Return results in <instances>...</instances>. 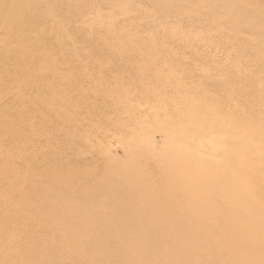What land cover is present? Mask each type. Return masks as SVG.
Instances as JSON below:
<instances>
[{
  "label": "bare ground",
  "instance_id": "obj_1",
  "mask_svg": "<svg viewBox=\"0 0 264 264\" xmlns=\"http://www.w3.org/2000/svg\"><path fill=\"white\" fill-rule=\"evenodd\" d=\"M80 1V4H76L77 0L65 2L63 6L67 8L63 11L61 0H0V211L4 215L3 218L0 216V264H264V0H230L222 6V1H218L219 4H206L188 0V7H181L182 0H164L175 6L181 5L180 9L174 10L177 14L173 16L178 18V22L187 24L181 29L182 36H190L191 30L199 27L197 21L209 15L207 19L210 20H205L204 31L199 32H206L210 40L204 38L207 41H197L198 47L191 53L203 58L205 66L199 71L193 70L197 72L194 74L192 71L189 74L182 73L184 76L181 74V78L187 79L186 82L180 77L173 83L169 82L174 87V96L167 95L160 100L167 113H174L170 115H174V119L160 112L151 116L154 122L166 124L162 136L167 139L169 146L178 147V150H170L166 154L168 157L163 155L164 158H155L151 156L152 153L144 155L146 164H155L153 182L144 184L143 181V184L138 182L137 185L135 181L122 182L127 190L118 195L124 186L120 183H109L99 190L101 186H94L96 191L91 189L96 182L93 184L89 177L82 178L75 166L76 162H65L66 166L62 165L60 170L64 174L59 168L57 173L56 169L53 171L54 174H51L52 170L49 173L47 169L41 168L47 172H44L47 181L41 186L38 183L42 184L39 175L36 176L38 180L33 176L34 171L40 170L39 162L33 165L36 167L31 170L34 172L31 174L29 167L36 160L33 161L32 154L26 153V156L22 150L23 147L26 149L28 140L33 143L35 139L41 141L34 133L30 134L31 130L18 129L26 117L23 119V110L21 116H18L20 111H15L17 104L23 105L22 109L24 106L30 109L35 107L31 105L33 97L32 93H27V88L35 85L38 74L34 75L30 69L21 76L17 71L20 72L25 65L38 67L37 81L41 85L46 84V94L52 100L55 98L56 103L59 95L60 106L65 101L64 94L51 87L54 82H48V79L53 74L55 83L65 82L64 73L58 71L67 66L64 67L63 63L58 66L57 56L55 60L49 59L58 49L38 44L44 38L35 32L39 26L47 25L48 36L60 30L64 34V28L68 26L66 24L63 27L64 22L72 18L70 9L76 10L75 5H81L77 6L79 12L73 10L78 16L75 19H80L76 28L83 30L82 25L87 24L92 31L102 35L101 48L104 51L115 57L131 56L127 61L128 72L125 73H136L138 63L142 61L146 62L144 65L147 68L160 65L161 62L156 61L168 55L164 52L166 47L154 43L159 35L155 29L157 25L139 35L130 33L127 22L132 19L125 9L120 10L122 15L111 16L103 9L104 0ZM160 1L154 0L156 6ZM42 5L46 6V11L36 18L34 11ZM246 13L257 15H253V18L249 16V20L246 19L248 17L239 18H244L243 14ZM235 14L239 16L235 18ZM260 14L261 18H255ZM59 16L64 19L54 21ZM133 19L137 20L135 17ZM201 20L203 23L204 19ZM102 22L107 24L105 29H100L99 23ZM26 27H31L30 31ZM48 28L51 33H48ZM178 29L174 31L178 33ZM222 30H226V35H222ZM213 33L217 35L214 40L211 36ZM252 33L255 36L249 39ZM170 34L168 32L173 41L179 39L175 33ZM60 38L63 40L60 44L57 43L59 39L55 42L61 49L71 44L70 41L68 45L61 44L65 38ZM242 42L247 46L243 45L244 56L239 58L242 50L236 54L231 48L242 47ZM209 46L221 48V52L226 51V56L231 49L234 55L232 58L228 56L230 59L226 57L229 62L224 63L226 61L222 59H207L204 57L206 54L198 53L199 48L204 51L210 49ZM236 55L237 58H234ZM183 61L189 63L187 58ZM41 66L44 70L39 69ZM167 67V73L173 75L170 72L175 69ZM216 71L221 72V75L215 77ZM176 95L181 97L178 99ZM74 102L68 103L69 110L75 109ZM30 109L25 108L26 111ZM15 115L18 117L15 118ZM40 124L47 131L50 130L45 124ZM2 136L6 142L4 139L1 141ZM42 142L47 144L48 149L52 148L49 147L52 142L47 137ZM43 152L35 154L39 157L44 154L43 158H48V154L44 157L46 152ZM53 152L52 155L55 150ZM101 153L103 155L105 151ZM78 158L80 161L84 156L79 155ZM149 160L151 162L147 163ZM20 161L26 164L24 168H16ZM15 175L24 177L23 184H16ZM38 185L44 191L49 188V196L54 199L49 196L50 199L46 198L44 191L38 193L34 189L35 192L33 188ZM9 186L11 189L5 192ZM115 194L121 195L115 197ZM3 195L4 198L1 197ZM18 197L21 198L20 202L12 203ZM114 198H118V205L127 201L130 209L122 208L125 207L123 204L122 210L120 206L113 205ZM98 204H101L100 207ZM155 211L158 216L153 214ZM13 215L20 217V221H11ZM184 240H187V246L182 244ZM47 244L50 249L56 248L55 251L50 252L48 248L46 251ZM180 246L183 251L177 253Z\"/></svg>",
  "mask_w": 264,
  "mask_h": 264
},
{
  "label": "rangeland",
  "instance_id": "obj_2",
  "mask_svg": "<svg viewBox=\"0 0 264 264\" xmlns=\"http://www.w3.org/2000/svg\"><path fill=\"white\" fill-rule=\"evenodd\" d=\"M58 1L60 2V0H58ZM68 1H70V0H67V1L61 0L60 3L63 6ZM71 1H73V0H71ZM78 1H80V0H77L76 4L79 3ZM185 1H186V4H185ZM218 1L223 2V3H220V5L221 4L225 5L224 2L227 3V1L229 2L230 0H225V1L224 0H197L196 2L197 3L198 2H204L206 4H209L211 2H213V3L216 2V4H217ZM80 2H82V0ZM183 2H184V4H183ZM103 3L105 5L104 6L105 8H103V9L108 15H111V16L122 15L123 12H121V13H119V12L121 9H125V11L129 15L130 19L134 20L133 17H135L137 19L134 21L130 20L131 22H127V26H128L127 28L131 29L130 33H136L137 35H139L140 33L142 34V33H145L147 31L151 30L152 28H154L157 25V27H155V29L157 31H159L158 32L159 35L156 36V41L154 43H156L158 46L166 47L167 50L164 52H167L168 55L167 56L164 55L163 58L161 57V59L159 61H156V62H161L160 65H156L155 67L147 68L144 65L146 62L142 61V62L138 63L136 73H129V74L125 73L129 67V64L127 62L128 58L129 57L132 58L131 56L126 55V56L115 57V56H113V54H110L109 52L104 51L101 48L102 35L97 34L94 31H92V28L89 27L87 24L82 25L83 30L76 28L79 25L78 23H80V19H78V18L75 19V17H78L76 14L77 12H79L77 10V8L81 7V5L80 6L75 5L76 10L74 8L72 10L70 9L71 13L70 12L69 13L72 14V18L69 19L70 21L67 20L69 22V24L67 21H66L67 23L64 22L65 26L63 25V27H66L67 25L69 26V27L67 26L66 28H64V31L66 30V32H64L62 30V32H64V34H62L60 32L61 31L60 30L57 32L54 31L53 33H55V34H51L48 36L47 30H46L47 25H43V26L38 27L39 30H37L35 32L39 33L40 37H44L42 41L38 42V44L44 45V46L47 45L48 47H51V48L53 46V50L55 48L58 49V50H55V51H57V53L51 54L49 59L55 60L56 56H57L58 59H56V60L59 63L58 66L59 65L62 66L61 63H63V66L64 65L67 66L66 69H61L58 71V73L61 72L60 74L64 73V78L66 79L65 82H62V83H61V81L59 82V84H61V85H59L58 82L55 83L56 79H54L53 74L48 79V82H54L53 83L54 85H52L51 87L54 86L55 88H57V92H59L60 94L62 93V95L64 94L63 97H64L65 101L63 100L64 104H61V106L59 105L60 100H61L59 95H57V103H56L55 98H53V100H52L50 95H48V93L46 94V92L44 90L46 84L41 85L40 82H38L39 80L37 81V79H38L37 77L39 76V71H40V70L38 71V67H30L29 65H25V67L20 69L21 70L20 72L17 71L21 76H24L25 75L24 73L30 69L32 72L35 73L34 75L38 74L36 77V83H34L35 85L32 88H27V90H28L27 93H29V92L32 93V97H33V103H31V105H34L35 107L33 108V106H32L31 109H33V110H31L30 107L24 106L26 108V110L28 108L30 109V111H26L25 108L22 109L23 105L20 106L21 104L20 105L17 104L15 106V111H17V110L20 111V112L17 111L18 116L21 112L24 111L21 114L22 115L24 114L23 119H24V117H26L25 118L26 120H24V123H22L23 125L21 124L22 127H18L20 125L17 126L18 129L21 128L23 131H30L31 130L30 131L31 135H32V133H34V135H36L39 139H41V141L35 139V141H36V142L34 141L35 144L33 143L32 140H30V142H29L28 139H27L28 141L25 139V141H27L25 144H27V143H29V144H27L25 146L26 149L24 147L22 148V150L24 149L23 151H25V152H23V153L26 156H28L27 154L30 153L33 156V158H32L33 161L36 160L35 164L32 163V165H31L32 167L31 166L29 167L30 168L29 171L31 174H33L34 172H35L34 174L37 173L36 175L33 174V176H35V178L37 180H38V178L36 176L39 175L38 176L39 181H42V184H41V182H38V183H40L41 186L44 185L47 181V176H46L47 172L50 173V170H52L51 174H54L53 171L56 169V173H57L58 168L60 171L62 165L64 166L66 163H75V162L77 165H75V164L74 165L77 167V171L82 176V178H88L89 177L92 179L93 184H95V182H96L95 185L92 184L93 185L92 187L101 186V188H98L97 190L103 189V187L106 184L113 183V182L116 185L118 183H120V185H122V186L125 183L131 182V181L132 182L135 181L136 185L138 182L141 183L143 181H144V184H146V183L148 184L150 181L154 180V176H155L154 165L155 164L153 162L151 164H146L147 158H144V155L148 156L152 153L151 156H155V158H160L163 155L166 156V154L169 153L170 150L172 152L175 151V148H177L176 150H178V147L174 148V147L169 146L167 139H165V137L162 136L161 132L164 129H166V124L154 122V120L152 119L151 116H153V113L158 114L159 112L160 113H166L169 116L171 114H174V113H171V111L169 113H167V111L165 110V107L162 104L163 102L160 100V99H163L164 96H167V95L172 96L173 92H175L174 87L170 86L169 82L173 83L177 79H179V77L181 78L182 73L189 74L191 71L193 72V70L199 71L201 68H203L205 66V61L203 58L202 59L198 58V55L194 56L195 54H191V53L193 52L192 50H194V48L198 47L197 43H196L197 41H199V40L200 41L201 40L207 41L209 39L208 37L210 35L208 36L206 32H202V33L199 32V31H204V28H205L204 23H207L205 20L207 19V17H209V15L207 13H204L205 15L207 14L208 16L206 15V17H205V15H204L205 18L201 17L200 18L201 23L199 21H197L199 27H197V25H196L197 28L192 29L193 31L191 30L192 34L190 36L185 37V36H182V32H183L182 30L184 27H187L186 26L187 24L185 25V23L183 24L181 21L178 22L177 21L178 18L177 19L174 18L173 15L176 16L177 12L175 13V11H176V9H180L181 5H182L181 7H183V5L186 7L188 3L190 4V1H188V0L180 1V3H181L180 6L172 5L173 3L166 2L164 0L160 1L159 2L160 4L158 6H156L154 0H135V1L134 0H125V1L124 0H108V1L104 0ZM128 3H130V4H128ZM114 5L117 6L118 9L115 8ZM178 5H179V3H178ZM160 6H161V8H160ZM63 7H64L63 11H65L67 7H65V6H63ZM78 9H80V8H78ZM35 10L36 11H34V15L36 16V18H40L41 15L46 11V6H44V5L39 6V8H36ZM73 10L75 12L76 11L77 12L75 13ZM173 13H175V14H173ZM149 14H150V16L148 17ZM182 14H183V12H182ZM225 14H227V13H225ZM246 14L248 16H246ZM246 14H243V16L245 15L244 18H242V17H239V18L245 19L246 17H248L246 19L249 20V19H251L249 16H251L253 18L254 17L253 15H255V14L257 15V13H253L252 15H249L250 13H246ZM157 15H159V16H157ZM178 15H177V17L181 16V15H179V16ZM156 16H157V18H156ZM161 16H163V17H161ZM228 16H230V15H227V17ZM236 16H239V15L235 14V18H236ZM258 16H256L255 18H261L262 17L261 14ZM153 18H155V19H153ZM233 18H234V15H233ZM58 19H60V20H58ZM58 19L56 18V20L54 19V21H61L64 18L62 16H59ZM201 19H204L203 23H202ZM229 19H230V17L228 18V20ZM122 20L123 19H121V21ZM209 20L207 19L208 22H209ZM135 21L137 22V24ZM173 21H175V22H173ZM99 24L101 25L100 29H105L107 27V24L104 22L99 23ZM63 27L58 28V29H62ZM30 28H27L28 31H30ZM175 29H178L179 32H178V30H176L178 32V33H176L174 31ZM48 30H49L48 33H51L50 28H48ZM173 31H174L176 37L179 36L178 40L173 41V37L168 35V32L171 33L170 35H174ZM222 31L219 32L220 35H221V32H222V35L223 34L226 35V33H227L226 30H222ZM117 32H118V34H120L119 33L120 31H117ZM44 33H45V35H43ZM204 33L206 35H203ZM215 33H213L214 35L213 34L211 35L212 39L217 38V37H215L217 35L219 37V34H217L218 31L216 33L217 35H215ZM67 35H68V37H66ZM54 36H55V38H54ZM248 36L249 35H247V38H248ZM251 36H255V35H253V33L250 34L249 39L253 38ZM46 37H47V39H46ZM60 37H62V38L66 37L64 40V43H61V44L68 45L71 42L72 45L70 44L68 47H66V48L62 47V49H61L60 45L57 44V43L60 44V42L63 41ZM67 38H69V39H67ZM204 38L205 39L207 38V40H204ZM57 39H59L60 41L57 42L58 41ZM88 39H93L95 41L91 42V40H88ZM118 39H119V37H118ZM55 40L57 43L55 42ZM98 40H100V41L97 42ZM88 41L91 43H89ZM175 41L177 42V44H175ZM96 42H97V45H95ZM189 42H191L192 45L186 46L185 44L189 43ZM244 43L247 44L246 41H244ZM244 43L242 42V44L240 45L242 47H240V48H237V47L231 48L230 47L235 52L231 51V49H230L227 52L229 53L231 51V54L227 53V55L229 57L231 56V58H232V56L234 55V54L232 55L233 52L237 54L238 53L237 51H239V53H240V50H242L243 53L241 52L239 54L240 56L236 55L234 58H237V56L239 58H241V57L243 58V56H244L243 48H245L247 46V45H244ZM92 45H93V47H91ZM243 45L245 47H243ZM263 45H264V43H263ZM210 47L211 46H209L208 48H210ZM220 49L218 47L212 46L210 49H208L209 50V52H208V50L203 51V48H199L198 53H201V55L206 54L208 57L206 55H204V57H206L207 59H210L212 57L211 59L216 58L219 61L223 60V62L230 59V58H228V56H226V51L221 52L222 49L221 50ZM61 50H63L64 52L62 51L63 52L62 53ZM74 52H77V53H75L76 55L74 54ZM71 53H72V55H71ZM223 54H225V55H223ZM59 55H61V57ZM226 57L228 59H226ZM250 57H252V56H250ZM185 58H187L189 60V63L183 61V59H185ZM228 62L229 61H226L224 63H228ZM101 65H102V67H101ZM167 66L175 69V71L171 70V72H170L173 75H170L167 73V71H168V70H166V69H168ZM43 67H44V65H43ZM43 67L41 66L39 69L42 70ZM43 70H44V68H43ZM181 70L183 72L180 73ZM195 71L192 74L197 73ZM138 72L139 73L142 72V74L139 75V74H137ZM119 73H120V75H119ZM122 73L128 74L126 76H129V77H126L125 74H122ZM131 74H133V76ZM215 74H216L215 77H218L221 75V72L216 71ZM182 76H184V75L182 74ZM58 77L59 76H57V78ZM154 79H156L157 81ZM68 80H69V82H68ZM182 80H183V82L187 81V79L186 80L182 79ZM55 91H56V89H55ZM175 97L180 98L181 96L176 95ZM69 102H74V104H76V106L74 105L75 106V109H73L74 111L68 109V103ZM38 105H40V106H38ZM47 112H48V114H47ZM21 114H20V116H21ZM16 115H17V113H16ZM16 115H15V118L18 117ZM173 116L174 115H172L170 117L172 119H174L175 116L174 117ZM28 117H29V121H27ZM19 118H21V117H19ZM137 118H138V120H137ZM139 119H142V121ZM148 119H151V120L147 122ZM136 121H141V123L140 122L138 123ZM39 122L45 124L46 127H48V129H50V130L47 131L46 130L47 128H43V126ZM25 123H26V126H25ZM28 124H30V125L32 124V125L30 126ZM50 126H51V128H50ZM36 136H34V137H36ZM48 136L50 139L52 138L51 139L52 141L48 138ZM46 137L50 142H52L51 146H49V147H52L51 149L49 148L50 150L48 149V146H46L47 144L46 143L44 144V142H42V141H44V138H46ZM3 139L5 140V142L7 141L4 137L2 138L1 141H3ZM32 144H34V145H32ZM137 144H139V146ZM43 145L45 146V148L47 147V149H45ZM40 146L41 147L43 146V149L42 148L40 149ZM168 146L170 149L168 148ZM35 147L37 148L36 150L34 149ZM53 147H55V148L53 149ZM32 148H33V151H32ZM53 150H55L54 155L57 156V158L54 155H52L54 153ZM103 150L105 151V153H103V155H102L101 152ZM43 151L46 152V154H45L46 156H44V157H47V154H48V158H43L44 154L41 155L42 157L41 156L39 157V155H36L39 152L44 153ZM35 152H37V153L35 154ZM145 152H147V153L145 154ZM209 152H211V151H209ZM42 153H40V154H42ZM24 154H21V156L23 155L22 157H25ZM35 155H36V157H35ZM79 155L84 156L83 160L81 159L80 161H78ZM147 156H145V157H147ZM158 156H160V157H158ZM51 157H53V158H51ZM166 157H168V155ZM161 158H164V156ZM37 159H39V160L37 161ZM57 159H59V160H57ZM58 161H59V163H58ZM38 162H39L38 165L41 166L40 167L41 171L40 170H36L34 172L31 171V170H33V168L36 167L33 165H37ZM150 162H151V160H149L147 163H150ZM30 164H31V162H30ZM48 164H51V165H48ZM17 165H18V167H16ZM17 165H15L16 168H24L23 166H25L26 164L22 163L20 161V163L18 162ZM19 165H21V166H19ZM41 168L43 170L47 169L46 170L47 172L43 171ZM44 172H46V173L44 174ZM60 172H62V171H60ZM150 172H153V173H150ZM13 175H14V173H13ZM142 175H144L147 178H144V176L142 177ZM40 176H41V178H40ZM148 176H150V177H148ZM43 177H44V179H43ZM151 177H152V179H149ZM128 178H129V180H128ZM136 178H138V179H136ZM23 179H24V177L22 175L19 177L15 175L16 184H23V181H24ZM40 179H42V180H40ZM143 179H145V180L147 179V180L145 181ZM138 180H140V181H138ZM43 182H45V183H43ZM58 183L59 182H57V184ZM141 184H143V183H141ZM40 185H38V187L35 186V188H33V190L37 189L38 193L43 192L44 191L43 188L39 189V188H41ZM92 187H91V189L96 191L95 187L94 188H92ZM7 189H11L10 186H9V188H6L5 192H7ZM48 189L49 188L45 189L43 194L44 193L46 194V198H49V197L52 198L53 196H49ZM125 189L127 190V187H125V185H124L123 188H121L120 191L117 193V195L120 192L122 194L125 191ZM40 190H42V191H40ZM40 194H42V193H40ZM119 196H116V194H115V197H119ZM1 197L4 198V195ZM20 199H19V197H18V200H17V198H15L14 201L12 200V203H14V202L18 203V201L20 202ZM52 199H54V197ZM52 199H51V201H52ZM115 200H114L115 202L112 201L113 205L116 204L117 205L116 207L120 206L119 209L122 206H125L122 208H125V209L129 208L130 209L127 201L124 202L125 205L123 203H121V205L123 204L121 206L120 204L119 205L117 204V203H119L118 198H116ZM139 204L141 205L142 202ZM100 205H99V207H100ZM122 208H121V210H122ZM123 211H126V210L123 209ZM0 214H1L0 216H2L1 218H3L4 215H2L3 213L1 211H0ZM15 214H16V211H15ZM153 214L154 215L156 214V216H158V213H156V211L153 212ZM17 218H18L17 215H15V216L13 215L11 221H17V222L20 221L19 220L20 217L18 219ZM262 218H263V216H262ZM186 241L185 242L182 241L183 242L182 244L186 245L187 244ZM48 245L49 244L46 245L47 246L46 251L48 249H50L49 248L50 246L48 247ZM52 248L53 247H51V249ZM51 249H50V252H52V251L54 252L56 248L52 249V250ZM183 249H186V248L183 247ZM180 250H178L177 253L183 251L182 247L180 248ZM262 251L260 250L259 252H262ZM189 252H190V254L192 253L190 250H189Z\"/></svg>",
  "mask_w": 264,
  "mask_h": 264
}]
</instances>
